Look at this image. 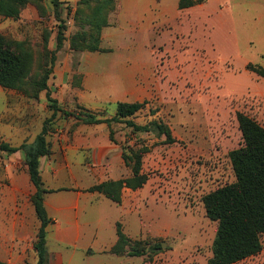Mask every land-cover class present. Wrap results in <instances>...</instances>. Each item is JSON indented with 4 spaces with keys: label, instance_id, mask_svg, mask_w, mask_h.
Here are the masks:
<instances>
[{
    "label": "rangeland",
    "instance_id": "374dc122",
    "mask_svg": "<svg viewBox=\"0 0 264 264\" xmlns=\"http://www.w3.org/2000/svg\"><path fill=\"white\" fill-rule=\"evenodd\" d=\"M79 2L60 3L58 14L66 28L58 51L60 21L51 0L28 3L17 19L0 14V32L24 41L33 51L32 79L41 78L56 51L48 83L61 108L112 117L115 113L110 104L96 109L76 95L83 89L80 55L74 56L70 46L78 30L75 13ZM165 2L173 5L175 0ZM117 8L118 4L112 12ZM171 14L166 16L172 19ZM124 36L126 40L136 38V34ZM151 47L157 88L133 120L166 123L176 142L167 143L165 135L158 137L153 132L133 133L125 123L112 124L113 142L122 152L127 146L148 148L143 170L149 178L140 193L143 222L132 225L136 234L124 232L149 245L146 254L134 257L131 264H208L218 223L206 215L203 198L236 180L230 152L243 145L237 114L244 111L264 126V78L246 68L249 62L264 66V0H202L171 21L156 25ZM30 90L26 93L0 85V144L32 142L50 119L47 139L51 153L45 157L55 155L60 161L75 153L91 163L111 127L105 125L103 130L75 117L66 118L61 112L53 119L47 90L36 97ZM95 128L99 144L91 143ZM24 158L23 151L0 154V234H7L11 208L7 204L15 200V188L26 185ZM30 237L35 243L36 236ZM162 242L165 246L153 248ZM72 264L81 263L76 259ZM237 264H264V249Z\"/></svg>",
    "mask_w": 264,
    "mask_h": 264
},
{
    "label": "crops",
    "instance_id": "0c3cea01",
    "mask_svg": "<svg viewBox=\"0 0 264 264\" xmlns=\"http://www.w3.org/2000/svg\"><path fill=\"white\" fill-rule=\"evenodd\" d=\"M61 1L76 4L78 0ZM116 1L117 11L110 13V25L102 31L101 47L106 51L85 50L74 54L76 57L80 55L79 72L82 73L83 89L76 94L80 101L96 109L110 104L114 113L119 102L147 104L146 99L157 88L156 59L151 47L156 25L169 22L180 12L201 4L182 9L179 0H175L173 5H168L165 0ZM170 11L172 19L166 16ZM129 33L136 34V38L126 40L124 35ZM92 124L100 129L103 127V130L108 125ZM95 129L91 143L99 144ZM102 145L94 152L91 163H85L81 155L75 153L60 161L55 155L50 159H41L43 185L49 190L45 194V206L53 220L47 227L50 264H72L76 259L81 264H131L134 257H142L110 252L118 241L117 223H122L128 235L136 234L132 225L136 221L143 222L144 212L141 187H124L120 203L98 191L89 190L102 182L130 176V167L120 146L112 141L110 129ZM25 167L28 175L26 185L15 188V200L7 204L11 207L7 213L10 217L6 224L7 234H0V260L8 264H28L29 255H32V264L37 261L34 243L30 242V236H36L40 226L31 201L36 187L30 179L27 165Z\"/></svg>",
    "mask_w": 264,
    "mask_h": 264
},
{
    "label": "trees",
    "instance_id": "16d2710c",
    "mask_svg": "<svg viewBox=\"0 0 264 264\" xmlns=\"http://www.w3.org/2000/svg\"><path fill=\"white\" fill-rule=\"evenodd\" d=\"M41 0H0V14L5 17L19 18L23 8L30 2ZM59 23L57 49H61L65 40V22L59 18L61 0H51ZM202 0H179L180 8L193 6ZM115 0H80L76 8L75 20L78 30L71 37V49L78 51H106L101 47L102 31L110 25L109 15L116 7ZM56 51L52 52L51 65L38 79H32L34 64L33 51L24 41H16L0 32V85L8 89L21 90L34 97L41 90H47V98L53 110V119L58 112L66 118L74 116L85 123H107L110 137L114 141L113 123H125L133 133L155 132L165 135L167 143L176 142L172 130L166 123L152 120L146 124L136 123L134 117L145 105L142 102H119L114 116L101 118L97 114L86 111L80 114L61 108L58 100L53 98L49 88V78L53 70ZM249 71L264 78V66L249 62ZM239 127L243 136V145L230 152V158L236 180L209 192L203 198L206 215L218 223L217 233L212 245V256L208 264H235L260 254L264 249V126L244 111L237 114ZM50 119H46L41 131L32 142H23L13 146L9 142L0 144V154L23 151L25 164L36 191L31 196L40 226L36 233L34 248L37 261L33 264H50V253L47 246V227L52 223L45 206V194L49 191L43 185L41 159L51 153L47 135L50 133ZM123 157L131 168L132 175L119 180H108L90 187V191H98L113 201H122L124 187L137 189L148 181V174L143 170L146 147L127 146ZM118 241L110 250L117 255L143 256L147 252L149 242L133 240L117 223ZM162 244H155L159 249ZM0 264L8 262L0 260ZM32 264V263H28Z\"/></svg>",
    "mask_w": 264,
    "mask_h": 264
},
{
    "label": "water",
    "instance_id": "95a60500",
    "mask_svg": "<svg viewBox=\"0 0 264 264\" xmlns=\"http://www.w3.org/2000/svg\"><path fill=\"white\" fill-rule=\"evenodd\" d=\"M162 245H163V246H165V243H164V242H162Z\"/></svg>",
    "mask_w": 264,
    "mask_h": 264
}]
</instances>
